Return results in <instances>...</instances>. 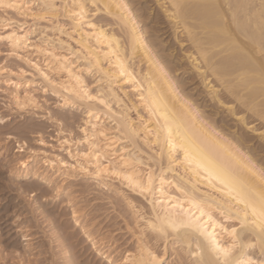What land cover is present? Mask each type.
<instances>
[{
  "label": "bare ground",
  "instance_id": "1",
  "mask_svg": "<svg viewBox=\"0 0 264 264\" xmlns=\"http://www.w3.org/2000/svg\"><path fill=\"white\" fill-rule=\"evenodd\" d=\"M132 2L5 0L21 7L0 9V35L4 36L0 40L6 41L15 52L31 50L39 55L45 69L60 77L57 89L62 92V104L83 108L85 127L81 129L82 138L76 143L84 144L85 148L80 144L79 150H85L79 154V159L84 166L93 168L91 175L96 179H117L140 195L148 204V215L141 218L145 229L158 238L176 240L187 253V230L182 229L178 239L176 233L170 231L165 237L153 231L151 225L159 224L166 216L178 223L187 220L176 199H183L176 191L177 186L197 198L221 194L207 180L195 175L194 165L182 163V151L168 148L164 117L167 116L170 123L181 124L184 134L204 154L239 168L246 176L240 165L250 163L256 178H248L259 183L264 170V119L260 115L264 109V59L259 54L264 0H154L170 25L174 39L177 41L180 34L185 39L181 42L189 47L183 58L201 89L193 95L186 93L195 89L184 93L166 62L154 52ZM79 5L85 6V18L78 22L72 16L81 11ZM11 13L22 22L8 16ZM60 14L69 20V31L57 21L53 23ZM97 14L105 15L116 29L94 22ZM27 20L31 21L28 27ZM40 22L50 26L40 28ZM197 42L200 48L196 47ZM201 49L207 56L201 55ZM121 65L130 75H120ZM35 69L37 75L48 81L46 73L41 72L44 68ZM86 76L94 78V92L86 84ZM242 76L246 80L242 81ZM225 82L231 91L226 90ZM28 83L7 82V86L11 85L9 98L18 109L34 104ZM124 86L133 93V100L128 98ZM130 110L137 114L138 123L129 117ZM63 143L70 144L67 140ZM139 144L151 151V155L147 152L150 156H146ZM47 166L51 168V163ZM150 173L153 177L151 191H143L141 185L148 187ZM183 206L188 207L186 203ZM214 215L223 219L219 213ZM225 223L236 227L238 232L231 258L234 264H247L249 260L264 264L259 230L252 231L247 226L242 230L236 219ZM209 231L214 233L217 246L233 244V237L222 228H209ZM191 247L195 250L196 244L192 243ZM95 250L98 252L97 248ZM145 254L146 264H154L153 257L161 261L152 252ZM203 255L205 260L223 264V259L214 256L207 243L203 245ZM137 259L142 257L127 254L119 262L108 258V263L137 264Z\"/></svg>",
  "mask_w": 264,
  "mask_h": 264
},
{
  "label": "rangeland",
  "instance_id": "2",
  "mask_svg": "<svg viewBox=\"0 0 264 264\" xmlns=\"http://www.w3.org/2000/svg\"><path fill=\"white\" fill-rule=\"evenodd\" d=\"M131 1L154 52L166 62L184 93L192 89L186 94L200 93L183 58L189 49L182 43L185 39L180 34L174 39L154 0ZM12 15L8 16L19 19ZM56 19L54 24L57 21L69 31L68 19L61 14ZM93 20L116 29L103 14ZM26 22V26L31 24ZM47 25L40 22L38 27ZM43 63L33 51L15 52L0 40V264H110L108 258L119 262L127 254L145 258L143 262L137 259V264H146V251L169 264L189 261L191 257L176 240L158 238L145 229L141 218L148 215V204L140 195L117 179H96L91 175L93 168L84 166L79 154L85 149H79L85 147L76 142L82 138L85 112L82 107L62 104V92L57 89L60 77L47 71ZM37 67L44 68L40 70L50 80L37 75ZM9 80L29 82L34 104L16 108L9 98ZM85 81L94 92V78L86 76ZM123 88L133 100L131 90ZM128 113L138 123L137 114ZM139 115L144 117L141 112Z\"/></svg>",
  "mask_w": 264,
  "mask_h": 264
},
{
  "label": "snow or ice",
  "instance_id": "3",
  "mask_svg": "<svg viewBox=\"0 0 264 264\" xmlns=\"http://www.w3.org/2000/svg\"><path fill=\"white\" fill-rule=\"evenodd\" d=\"M21 5L14 3H5V0H0V9H19ZM81 11L73 13L72 18L79 21L84 20L85 13L83 11L84 5H79ZM261 43L259 47V54L264 59V14L261 17L260 24ZM0 39L4 36L0 35ZM12 39L11 36L8 37ZM196 47L200 48L199 43ZM201 55L207 56V52L201 49ZM215 71V68L212 69ZM121 76L130 75L121 65ZM241 80H246L242 76ZM226 90L231 91V87L225 82ZM262 90H264V81H262ZM144 99V97H141ZM261 119H264V109L261 111ZM167 135L166 143L171 151L179 149L183 152L182 163L193 166L195 175L200 179L207 180L208 183L221 195L219 197L211 198H197L192 195L187 189L177 186L176 191L181 194V197H176L180 201L181 211L187 217L186 221L176 222L170 216L161 219L159 224L153 223L151 225L153 231L167 237L172 233H176L179 239L181 230H187L186 236L188 238L189 247L187 254L191 257L189 261H173V264H216L215 261L205 260L203 255V245L207 243L214 256L223 259V264H234L231 259L234 255L233 249L236 247L235 238L238 235L237 228L232 227L225 223L227 220L236 219L241 224V229L247 226L252 231L259 230V238L261 241V250L264 253V170L261 171L259 176V183H255L256 172L254 167L245 162L240 165L247 176L242 174L239 168L231 164L222 163L220 160L213 156L204 154L197 148L190 139L182 131V125L179 123H170L167 116L164 117ZM85 135L87 133L85 132ZM101 135H104L101 133ZM171 155V152L169 153ZM178 155V153H177ZM150 167V166H149ZM153 177L151 173L148 176V187L143 191H151ZM35 195V193L33 194ZM188 207H184V204ZM199 213L197 215L196 213ZM219 213L218 219L214 214ZM235 213V216H233ZM242 214V215H241ZM211 229L222 228L224 232L233 237V244L227 247H219L214 241V233L209 231ZM230 229V231H229ZM202 238V239H201ZM192 243L196 244V249L191 247ZM167 251V249H166ZM154 264H169L167 259L163 261L157 260L153 257ZM247 264H254L249 260Z\"/></svg>",
  "mask_w": 264,
  "mask_h": 264
}]
</instances>
